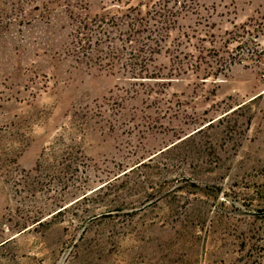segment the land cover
I'll return each instance as SVG.
<instances>
[{
	"label": "rangeland",
	"instance_id": "1",
	"mask_svg": "<svg viewBox=\"0 0 264 264\" xmlns=\"http://www.w3.org/2000/svg\"><path fill=\"white\" fill-rule=\"evenodd\" d=\"M264 0H0V264H264Z\"/></svg>",
	"mask_w": 264,
	"mask_h": 264
},
{
	"label": "built area",
	"instance_id": "2",
	"mask_svg": "<svg viewBox=\"0 0 264 264\" xmlns=\"http://www.w3.org/2000/svg\"><path fill=\"white\" fill-rule=\"evenodd\" d=\"M263 80H264V75L262 76Z\"/></svg>",
	"mask_w": 264,
	"mask_h": 264
}]
</instances>
